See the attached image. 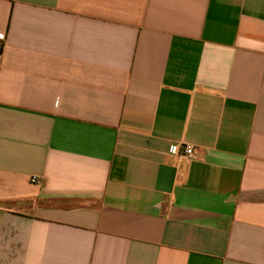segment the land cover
Instances as JSON below:
<instances>
[{
    "label": "crops",
    "instance_id": "0c3cea01",
    "mask_svg": "<svg viewBox=\"0 0 264 264\" xmlns=\"http://www.w3.org/2000/svg\"><path fill=\"white\" fill-rule=\"evenodd\" d=\"M0 34V264H264V0H0Z\"/></svg>",
    "mask_w": 264,
    "mask_h": 264
},
{
    "label": "built area",
    "instance_id": "2783aa9c",
    "mask_svg": "<svg viewBox=\"0 0 264 264\" xmlns=\"http://www.w3.org/2000/svg\"><path fill=\"white\" fill-rule=\"evenodd\" d=\"M4 39H5L4 34H0V40H4ZM170 153L173 154V155H182V156L186 157L189 160H192L195 157V154H196L195 148L191 144L182 145L180 148L174 146V147L171 148ZM31 181L33 183H36V182H38V178L37 177H33L31 179Z\"/></svg>",
    "mask_w": 264,
    "mask_h": 264
}]
</instances>
